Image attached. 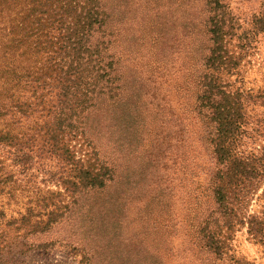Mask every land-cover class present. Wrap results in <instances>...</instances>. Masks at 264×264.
Returning <instances> with one entry per match:
<instances>
[{"label":"rangeland","instance_id":"obj_1","mask_svg":"<svg viewBox=\"0 0 264 264\" xmlns=\"http://www.w3.org/2000/svg\"><path fill=\"white\" fill-rule=\"evenodd\" d=\"M106 1L114 12L116 60L131 76L116 108L123 115L115 122L108 118L117 133L96 136L100 154L117 169V179L79 197L44 236L56 241L52 250L28 249L11 235L5 248L1 245L0 264H264V177L246 182V198L237 206L241 220L224 255L212 252L203 238L206 223L211 228L222 219L213 193V177L221 168L216 132L198 99L211 42L205 0ZM226 2L246 39L230 42L237 66L219 75L224 85L250 93L243 99L244 126L235 147L261 169L264 31L250 29L264 0ZM47 165V170H58L54 161ZM37 172L34 187L19 195L18 203L0 198V204L10 202L4 206L7 217L24 211L35 193L43 198L65 192L57 176L49 179L42 167ZM63 196L71 200L68 192ZM252 217L258 233L251 227ZM222 232L227 233L225 227ZM73 244L79 245L77 252Z\"/></svg>","mask_w":264,"mask_h":264},{"label":"trees","instance_id":"obj_2","mask_svg":"<svg viewBox=\"0 0 264 264\" xmlns=\"http://www.w3.org/2000/svg\"><path fill=\"white\" fill-rule=\"evenodd\" d=\"M205 5L211 42L198 99L215 127L221 168L213 177V193L222 219L211 228L208 221L202 233L209 249L222 256L239 219L237 206L248 192L246 182L264 177V163L258 168L235 147L244 126L243 99L250 93L224 85L219 75L237 66L230 42L246 37L226 0H205ZM112 10L106 0H0V198L18 203V196L34 187L41 167L65 189L43 198L35 193L24 211L10 217L4 209L10 202L2 201L0 260L1 245L5 248L11 235L28 249L52 250L56 241L44 236L80 196L117 179L115 165L100 154L96 141L104 131L117 133L108 118L115 122L123 115L116 108L131 78L116 60ZM253 22L251 31H264V9ZM53 161L56 172L47 170ZM254 219L251 227L258 233ZM78 246L71 248L77 252Z\"/></svg>","mask_w":264,"mask_h":264}]
</instances>
